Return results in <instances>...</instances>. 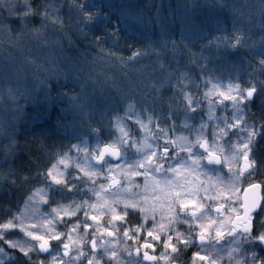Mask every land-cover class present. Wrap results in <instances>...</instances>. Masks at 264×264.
Instances as JSON below:
<instances>
[{
    "label": "snow or ice",
    "instance_id": "6c2138e0",
    "mask_svg": "<svg viewBox=\"0 0 264 264\" xmlns=\"http://www.w3.org/2000/svg\"><path fill=\"white\" fill-rule=\"evenodd\" d=\"M0 10V33L11 46H23L41 32H71L87 49L121 63L122 57L104 53L103 46L127 51L132 65L153 56L161 67L165 59L175 65L173 75L146 78L133 93L116 89L103 102H83L78 77L93 52L66 51L58 42L63 68L36 66L51 71L54 81H39L41 101L33 92L14 90L22 69L0 58V84L8 86L15 105L12 119L21 120L29 104L37 106L24 132L13 129L0 144V211L6 221L0 222V264H181L191 248L196 251L189 264H264V0H215L167 10L163 0L155 6L136 0H23L11 8L0 0ZM208 49L229 57L247 54L226 85L210 79ZM76 88L80 92L72 94ZM162 92L172 95L158 111L156 96ZM212 98L224 105L218 108L223 117L205 114ZM182 117L191 125L176 136L183 131ZM21 134L31 137L23 145L26 158L18 151ZM73 154L76 163L66 171ZM169 173L178 179L167 178ZM200 174L209 186L214 183L213 195L202 181L188 182V176ZM118 176L126 192L143 187L142 198L108 195L122 185ZM14 189L22 194L13 209L8 198ZM41 194L46 214L39 227L45 232L37 234L38 225H25L23 214L16 213ZM118 236L129 243L118 247L106 239Z\"/></svg>",
    "mask_w": 264,
    "mask_h": 264
},
{
    "label": "rangeland",
    "instance_id": "374dc122",
    "mask_svg": "<svg viewBox=\"0 0 264 264\" xmlns=\"http://www.w3.org/2000/svg\"><path fill=\"white\" fill-rule=\"evenodd\" d=\"M207 1L208 0L203 1L205 2V5L209 4ZM197 2L199 3V0H165L164 3L166 7L169 5H172V6L184 5L185 7H191L194 3H197ZM243 2L248 3V4H258L259 0H243ZM22 3H23V0H3V7L11 8L14 5L22 4ZM212 3H215V0ZM3 14H4L3 11L0 10V15H3ZM36 38L26 39L24 41L23 46H11L8 40V36L4 33H0V58H10L14 64H16L22 69L18 84L12 86L14 90L18 88L22 92L32 91L35 97L38 98L40 96L39 92L41 89L39 78H40V74L43 72L39 71L36 66L42 65L45 68H51L52 66H55L58 69L57 65L58 63L60 64V62L57 60V57L59 56L60 53L57 50L56 45L44 44L42 47L40 45V42ZM103 48L105 50V52L104 51L103 52L107 53V47H103ZM193 51L198 52L199 50L193 49ZM205 55L211 61V63L209 64V67L211 69L210 79L214 78L212 82L217 83V84H223V85H226L228 83L229 78L232 76L233 72L235 71V65L243 63L244 58L247 56L246 53L241 52L234 57H229L228 55L223 54L222 50L216 51L215 49H208ZM103 57H106V56H102V57L100 55L98 56V61H97L98 64H100L101 62L99 58H103ZM115 60H119V59H115ZM105 62L107 61L104 60L103 63ZM119 62L121 63V61ZM103 63L101 62L102 66H104ZM182 63H187V61H182ZM163 65L164 66L161 67L159 63H157L154 56L147 58L143 60L141 63L135 64V65L129 64V68H132L131 70H134L137 73H139L140 77L138 80L132 77H125L124 81H121L120 78L115 77L114 75L109 73V71L106 69V68L116 69L115 65H111L110 67L108 65L104 66L105 70L102 71L103 80L100 81L101 84L98 80H96L97 85H100V86L97 87V90L95 92H92V88L89 87L91 86V84H94L91 77L90 79H85L84 84H83V81L81 80V77L78 79H79L80 84L83 86L84 90H89L94 94L93 96H95L94 98L96 100L95 102H103V99L108 97L109 94L114 95L116 89H119L122 93L130 94L135 91L133 86L141 83L142 81H145L146 78L167 79L170 75H173L175 73V65L170 60L165 59L163 61ZM195 71H198V69H195ZM48 74H52L51 71L48 72ZM86 76L88 77V74H86ZM105 82L108 83L110 86L106 87ZM7 87L8 86L0 84V89H4L7 91ZM201 87L203 88V85H201ZM103 88H105L104 91H103ZM210 89H211V83L209 84L208 89H203V90L207 91ZM76 90L78 91V93L80 92V88H76ZM171 95H172L171 92H162L161 94H158L156 96V101H157L156 107L158 111L161 108H164L168 104L167 98L170 97ZM89 96L90 95L86 96L85 101L83 102L89 101ZM161 96L163 97V99L161 98ZM40 98L41 100H43L42 96H40ZM31 106L35 107L36 105L31 104ZM223 107L224 105L220 104L219 98H212L205 108V114H207L210 111L212 117H216V116L223 117L225 113L218 111V108L222 109ZM229 111H230V107H229ZM25 117L26 116H24L23 118ZM145 123H147V121H145ZM209 123L215 126L217 121L210 117ZM190 125H191V122L188 121L186 123L182 117L181 120L179 121V126L183 131L177 132L176 136L186 134V130L188 127H190ZM149 127L152 129V133L154 135L156 130L152 128L151 125ZM193 135H195V133H193ZM220 146L224 152L228 151V146L225 145L223 141H220ZM261 155L264 156V147H261ZM79 162L82 164H86L83 156L80 157ZM75 163H76V159H75V155L73 154V160L70 162L69 167L66 169V171H72ZM77 174H81V173H79V171L77 170ZM157 176L163 178V173H159L157 174ZM208 177H210L213 181L215 179V177L213 176L211 172L208 173ZM118 178L122 180V185L117 186V188L113 189L111 193H109L108 195L110 196L114 195L116 198L122 199V200L123 199H135L137 197L142 198L141 194L144 193L143 187L133 188L131 189V191L126 192L124 191V188L127 187V185L123 183V177L118 176ZM167 178L178 179V177H172L170 173L168 174ZM187 180L189 183H191L194 180L196 181V183H199L202 181L205 187H208V192L206 194L207 195L214 194L212 191V189L215 187L214 183L211 186H209V179L206 178L204 175L200 174L198 176H188ZM136 183L142 184V181L137 180ZM43 187L44 186L42 185L38 186V188H43ZM44 191L46 192L47 189H44ZM147 195L149 196V198H151L154 195V193L151 190H149ZM19 198L20 197L15 198L16 200L12 204L13 209H14L15 204L19 200ZM62 202L65 204L71 203L70 201H67V200L62 201ZM207 203H213V202L209 201ZM213 206H214V203H213ZM21 213L23 214L22 218L24 219L25 225L30 226L32 224H37L38 225L37 234H44L45 229L43 227H39L43 221V214H46V209L43 203L42 194L34 196L30 203L21 205L20 212L16 213V215L20 217ZM212 215L215 216L216 214L212 213ZM0 219H1V222H6L3 219V215L0 216ZM108 219H109L108 215L105 214L103 217V220L106 221ZM117 228H119V224H117ZM181 230L183 231V228H181ZM25 238L30 239L27 237ZM106 239L110 240L112 243H115L118 247L120 246L121 243H129L126 240H122L119 236L116 238L106 237ZM143 239L147 240L150 243L152 242L146 235H144ZM130 243L134 245L136 241H132ZM156 243L158 246L160 242H156ZM191 255L192 253H186L185 264H189L191 260ZM40 259H43V257H40ZM145 264H148V263L145 262ZM191 264H199V262L193 260L191 261Z\"/></svg>",
    "mask_w": 264,
    "mask_h": 264
},
{
    "label": "trees",
    "instance_id": "16d2710c",
    "mask_svg": "<svg viewBox=\"0 0 264 264\" xmlns=\"http://www.w3.org/2000/svg\"><path fill=\"white\" fill-rule=\"evenodd\" d=\"M203 1L204 0H199V4L205 5V2H203ZM136 2L140 3L141 5L153 4V6H155V4L159 3L160 0H136ZM164 2H165V0H163V3ZM207 2L209 4H211L212 2H214V0H208ZM165 9L167 10L166 6H165ZM149 14H151V13H149ZM36 39H38V41L40 42V45L42 47L44 44H48V45L54 44V45H56V48L58 50V42H59V45H62L66 51L71 50V48H73V47H79L82 51H84V50L92 51L93 56L89 57L90 63L88 66L84 67V75L81 76V80L83 81V84L85 81V77H87L86 74H88V77L92 78L94 84H91V86H89L92 88V92H95L97 90V87L100 86V85H97L96 80H98L99 82L103 80V72L102 71L105 70L104 66H107V65L109 67L111 65H115L116 69H111V68H106V69L109 71V73H111L115 77L120 78L121 81H124L125 77H132L136 80H138L140 77L139 73H137L134 70H131L132 68H129V63H127L129 54L127 51H117L115 49H112L109 45H104L103 47H107V53L113 52L115 57L116 56L122 57L124 62L126 63V65H125V63H120L119 62L120 60H115V59H113L107 55H104L106 57L99 58V60L102 63L104 62V60L107 61V62L103 63L104 66H102L101 62H100V64L97 63V61H98L97 57L99 56V51L95 50V49H87L86 45L81 44L80 40L71 32H69L67 34L59 33L57 35H53L50 32H41V34ZM102 50L105 52L104 48ZM59 55H61V53ZM57 67H58V69L59 68L62 69L63 65L61 63L60 64L58 63ZM51 75L52 74H48V73L43 72L40 74L39 79L41 80L44 78H49L48 82H49V84H51L54 82L51 79ZM78 78H80V77H78ZM100 84H101V82H100ZM109 86L110 85L108 83H106V87H109ZM105 88H103V91L105 90ZM65 91H68V89H65ZM84 91L86 92V96L90 95L89 100H91L93 102L96 101L94 99L95 96H93L94 94L91 91H89V90H84ZM77 93H78V91L75 89L72 94H77ZM53 95H54V93H53ZM34 99L41 100L40 96L37 98V97H35V95H34ZM21 103H25V101L22 100ZM34 109H36V106L33 107V106H31V104H29L26 115H25L26 117L22 118L19 121H14L12 119V115L15 112V105L13 103H11V98L8 97L7 91L4 89H0V129L3 130V131H0V144H6L7 143V140L5 139V135L8 132L12 131L13 129H15L19 133L24 132L25 121L28 119H32L36 114ZM48 115H52L50 108L48 111ZM16 140H17V143L20 145V149H18V151H20L23 154V156L26 158L27 153H28V148L23 147V145L26 142L30 144L31 143V137L28 136L27 134H21V135H18L16 137ZM33 159H36V158L33 157ZM39 162L43 163V161H39ZM0 171H3V169H0ZM25 174H27V173H25ZM12 179H15V177H13ZM21 192L22 191L19 189L13 190V194L11 196H9V198H8L9 206H13L12 204L16 200L15 198L20 197ZM0 204H3V201H0ZM2 215H3V212L0 211V216H2ZM0 222H1V219H0Z\"/></svg>",
    "mask_w": 264,
    "mask_h": 264
},
{
    "label": "flooded vegetation",
    "instance_id": "af4514ba",
    "mask_svg": "<svg viewBox=\"0 0 264 264\" xmlns=\"http://www.w3.org/2000/svg\"><path fill=\"white\" fill-rule=\"evenodd\" d=\"M262 194H264V193H262ZM195 250H196L195 248H191V249H188L186 253H192ZM141 251H143V249H141ZM160 252H161V248L158 245L157 248H156V254H159ZM185 257H186V254L183 256L181 264H185ZM146 263L149 264V262H146Z\"/></svg>",
    "mask_w": 264,
    "mask_h": 264
}]
</instances>
